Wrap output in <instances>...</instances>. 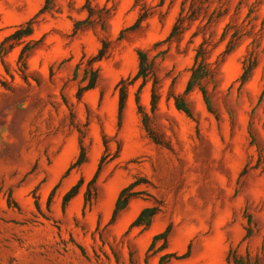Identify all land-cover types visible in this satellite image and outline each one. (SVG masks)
<instances>
[{"label": "rangeland", "instance_id": "374dc122", "mask_svg": "<svg viewBox=\"0 0 264 264\" xmlns=\"http://www.w3.org/2000/svg\"><path fill=\"white\" fill-rule=\"evenodd\" d=\"M0 264H264V0H0Z\"/></svg>", "mask_w": 264, "mask_h": 264}, {"label": "trees", "instance_id": "16d2710c", "mask_svg": "<svg viewBox=\"0 0 264 264\" xmlns=\"http://www.w3.org/2000/svg\"><path fill=\"white\" fill-rule=\"evenodd\" d=\"M141 20V16L137 17L135 22L130 26L131 27H136L139 23V21ZM29 22H27V27L25 28V32H23V34L27 35L31 32V27L29 26ZM177 29V21L173 24L172 29L168 35V38H171L175 35ZM19 31V30H17ZM227 49H230V40L228 41L227 44ZM204 54V47H203V43H200L199 46L196 49L195 52V60L193 65L191 66L190 69V76L186 85V91H189L192 89V87L194 85H199L200 81L203 79V77L206 75V67L205 64L203 63L202 60L198 61V57L202 58ZM103 55L102 50L100 49L98 51V53L94 56L95 59H100ZM139 58V67L138 70L135 74V77H142L143 79L146 77V70L144 68V55L142 53H139L138 55ZM250 66H246L242 72V74L240 75V80L241 82H244L248 79V77L250 76ZM94 82V75L92 76V79L89 81V83L87 84V88L92 87ZM119 91V111L122 110L123 105H124V100H125V87L124 86H120L118 88ZM138 109L139 111H142V108L140 106V104H138ZM185 111H187L184 108ZM143 120H146V116L144 115ZM83 161V156L82 154L79 155V157L77 158L75 164H80ZM78 183L74 184L63 196V200L64 202L69 200L75 193L76 188L78 187ZM133 183L128 184L127 186H125L124 188H122L116 198L115 201V207L113 210V213L117 212L118 210H120L121 208H123L129 201V199L136 193V191L130 190L132 187ZM156 209L154 207H144L143 209L140 210V212L136 215V217L132 220V222L130 223L131 226H143V227H147L150 222L151 219L153 217V215L155 214ZM165 232H162L161 234H158V236L160 235H164ZM157 236H155L156 238Z\"/></svg>", "mask_w": 264, "mask_h": 264}]
</instances>
